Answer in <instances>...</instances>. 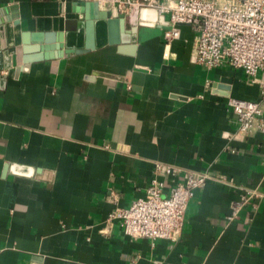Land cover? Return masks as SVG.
I'll use <instances>...</instances> for the list:
<instances>
[{
    "label": "crops",
    "instance_id": "1",
    "mask_svg": "<svg viewBox=\"0 0 264 264\" xmlns=\"http://www.w3.org/2000/svg\"><path fill=\"white\" fill-rule=\"evenodd\" d=\"M168 28L92 1L0 0V264H264V134L236 133L227 104L260 100L264 66L253 81L200 64L197 30ZM156 162L210 174L176 240L107 222ZM156 175L165 193L182 177ZM245 188L260 195L229 220Z\"/></svg>",
    "mask_w": 264,
    "mask_h": 264
},
{
    "label": "built area",
    "instance_id": "2",
    "mask_svg": "<svg viewBox=\"0 0 264 264\" xmlns=\"http://www.w3.org/2000/svg\"><path fill=\"white\" fill-rule=\"evenodd\" d=\"M81 1V0H80ZM100 7H111L123 14L139 13L141 7L158 8L169 14L170 28L164 36L172 41L180 36L179 26L192 25L198 32L195 60L208 67L225 63L242 69L256 80L264 66V0H83ZM227 104L235 116L236 133L258 131L264 134V80L260 81V100L228 97ZM181 179L174 180L165 193L167 183L156 173ZM210 177L207 171L181 169L156 162L153 176L145 194L130 206L109 213L107 222L119 220L123 232L131 237L176 240L185 225L186 211L197 189ZM260 193L245 188L231 204L227 217L233 220L238 210Z\"/></svg>",
    "mask_w": 264,
    "mask_h": 264
},
{
    "label": "water",
    "instance_id": "3",
    "mask_svg": "<svg viewBox=\"0 0 264 264\" xmlns=\"http://www.w3.org/2000/svg\"><path fill=\"white\" fill-rule=\"evenodd\" d=\"M139 18L143 21H151L160 24L169 23L166 20L165 15L160 13L158 8L141 7L139 10ZM60 41L62 40V34L60 35Z\"/></svg>",
    "mask_w": 264,
    "mask_h": 264
}]
</instances>
